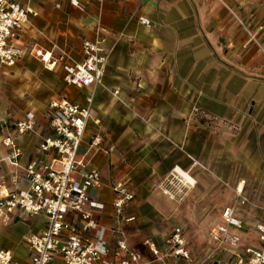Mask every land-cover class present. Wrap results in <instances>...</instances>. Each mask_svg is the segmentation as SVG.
Returning <instances> with one entry per match:
<instances>
[{
  "label": "crops",
  "instance_id": "obj_1",
  "mask_svg": "<svg viewBox=\"0 0 264 264\" xmlns=\"http://www.w3.org/2000/svg\"><path fill=\"white\" fill-rule=\"evenodd\" d=\"M76 1L79 5L72 0H22V5L36 12L19 41L24 56L13 66L0 65V71L7 74L14 67L21 69L26 53L32 55L35 51L50 56L54 66H46L38 55L35 61L27 59L25 63L37 70L42 62L50 75L52 70L60 69L63 80L64 65L81 60V41L92 36L97 24L106 30L110 54L102 82L82 89L88 93L84 98L75 94L78 99L74 102L85 104L92 96L90 124L98 121L99 129L104 131V146H113L112 151L93 156L92 164L103 181L102 188L93 192L105 205L100 220L108 228L113 225L111 186L118 181L125 183L135 194L125 210L135 217L134 222L124 226L126 242L130 250L151 260L144 240L153 241L165 251L170 233L185 220L184 205L173 201L158 184L176 174L183 185L194 187L196 180L184 170L190 168L189 160L207 161L208 156L212 159L217 153L210 146L212 131L204 132L207 123L201 124L194 108L206 114L211 119L208 123L216 129L227 122L238 126L246 138L257 137L254 141L244 139L240 154L246 166L249 161L258 162L257 168L246 169V176L264 178V168L259 164L264 162V138L260 139L264 137V0ZM29 39L33 43L26 42ZM40 42L49 46L43 47ZM62 54L63 61H58ZM46 109L40 118L35 108H30L17 119L33 114L35 132L17 134V121L0 124V166L4 164L10 176L22 175L25 166L39 157L37 144L47 133ZM6 136L11 137L19 152L16 165L8 159L11 147L2 143ZM232 153L226 152L230 160ZM178 169L189 174L194 184H187ZM236 187L243 193L242 182ZM226 207L233 206H223L215 228ZM35 217H39L40 228L27 235L39 233L46 225L42 216ZM234 217L241 221V227L229 226L228 233L239 238L237 246H220L214 241L220 254L212 264L233 260L232 253L259 245L255 225L260 221L248 223L235 209ZM27 235L21 241L26 252L22 264H29L23 240ZM106 240L114 244L115 237L108 233ZM6 249L17 259L14 250ZM167 261L201 264L194 252L188 260L169 254Z\"/></svg>",
  "mask_w": 264,
  "mask_h": 264
},
{
  "label": "built area",
  "instance_id": "obj_2",
  "mask_svg": "<svg viewBox=\"0 0 264 264\" xmlns=\"http://www.w3.org/2000/svg\"><path fill=\"white\" fill-rule=\"evenodd\" d=\"M74 5H79L72 0ZM36 16L30 7L20 0H0V65L13 66L24 56L19 41L29 22ZM238 22L242 21L237 18ZM148 24L146 20H143ZM106 30L95 25L93 34L81 41V60L64 65V82L76 89H86L101 84L110 49L106 46ZM38 55V53H37ZM40 56L46 66H54L50 56ZM64 55L57 57L63 61ZM92 96L80 104L66 97L49 101L46 109L47 133L40 138L36 151L39 157L28 163L20 176L10 177V186L0 184V221L10 225L17 220L42 216L45 227L37 234L23 238L29 264H168L167 257L189 259L184 248L186 240L179 228H175L165 241L162 251L153 241L144 240V245L153 256L151 260L129 249L124 226L135 221L125 210L134 200L135 194L123 182H115L111 189L114 198L111 207L113 225L106 227L100 218L105 205L93 194L103 186L101 173L93 166L97 152H110L113 146H104V138L93 121L90 127ZM195 114L201 112L194 108ZM206 117V114H201ZM33 114L14 125V131L23 135L35 132ZM94 127V128H93ZM89 132L88 140L84 141ZM2 143L11 147L8 156L16 165L19 155L14 141L6 136ZM23 180L25 185L22 186ZM20 182V184H19ZM236 194L242 190L237 187ZM221 223L212 231L213 240L220 246L228 243L237 246L239 238L229 236L228 227H241L234 217V207H226L221 214ZM259 245L246 246L232 253L234 258L223 264H264V221L255 225ZM115 237L114 244L107 242V234ZM0 264H20L12 251L0 249Z\"/></svg>",
  "mask_w": 264,
  "mask_h": 264
},
{
  "label": "rangeland",
  "instance_id": "obj_3",
  "mask_svg": "<svg viewBox=\"0 0 264 264\" xmlns=\"http://www.w3.org/2000/svg\"><path fill=\"white\" fill-rule=\"evenodd\" d=\"M20 1L22 3V0ZM26 42L33 43V40L29 39ZM41 45L48 47L49 43H41ZM34 56H37L35 51L32 55L26 53L21 69L14 67L8 70L7 74H2L0 71V124L3 121L10 124L17 121L30 108H35L40 118L51 97L60 98L65 95L76 101L78 97L75 94L84 98L88 93L85 90L67 86L62 80L60 69L52 70L50 75L46 73L47 69L43 67L42 62L39 63L40 68L37 70L25 63L27 59L35 61ZM196 117L201 124L207 123L204 132L212 131L210 136H213V141L210 146L211 149L216 148L217 153L212 159L208 156L207 161L189 160L190 168L184 170L189 171L196 180L194 187L183 185L176 174L170 175L169 179L164 178L158 185L160 190L166 189L169 192L167 195L173 201L185 207L184 223L174 227V229L179 228L183 233L186 240L184 248L189 255L191 252L199 255L201 264H212L219 259L220 250L214 245L211 234L224 205L231 204L238 216L248 223L264 220V178L246 176V169L257 168L258 162L249 161L246 166V161L241 159L240 154L241 142L244 139L254 141L257 137L246 138L242 130L231 123L222 122L224 127L216 129L213 124L208 123L211 119L201 114H196ZM44 132L47 131L44 130ZM100 132L104 133L102 129ZM119 133L120 130L116 131L117 135ZM88 138L89 132L86 133L84 141ZM262 138L264 137L260 139ZM231 150L232 160L228 159L227 155ZM259 164L261 168H264V162ZM10 177L7 168L1 164L0 184H8ZM241 182L245 189L241 196H237L235 188ZM28 220L8 226H2L0 223V249L14 250L21 264L26 256L25 249L21 245L22 237L40 228L39 217H30ZM246 238L249 242L248 235ZM207 253L210 255L208 259L205 257Z\"/></svg>",
  "mask_w": 264,
  "mask_h": 264
},
{
  "label": "bare ground",
  "instance_id": "obj_4",
  "mask_svg": "<svg viewBox=\"0 0 264 264\" xmlns=\"http://www.w3.org/2000/svg\"><path fill=\"white\" fill-rule=\"evenodd\" d=\"M38 55H41V53L40 52H38ZM44 58H45V60L48 58V55H45L44 56ZM52 67V66H51ZM178 172L181 174V176H182V178L185 180V182L187 183V184H194V181H193V179L191 178V176H189V174H187V173H185V172H183V171H181L180 169H178ZM183 180V181H184ZM186 184V185H187Z\"/></svg>",
  "mask_w": 264,
  "mask_h": 264
}]
</instances>
